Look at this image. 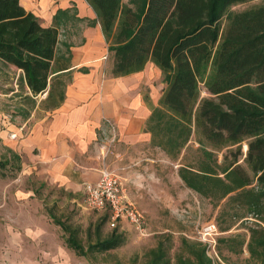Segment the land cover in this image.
I'll list each match as a JSON object with an SVG mask.
<instances>
[{"label":"trees","instance_id":"16d2710c","mask_svg":"<svg viewBox=\"0 0 264 264\" xmlns=\"http://www.w3.org/2000/svg\"><path fill=\"white\" fill-rule=\"evenodd\" d=\"M87 1L114 53L115 77L141 72L149 62L161 70L166 89L147 126L153 145L171 160L179 159L194 136L201 138V146H210L211 157L216 151H231L232 160L221 173L216 161L181 166L179 176L186 187L213 201L226 200L222 213L232 222L222 232L245 214L264 224V5L231 13V8L254 0ZM58 40V29L43 27L20 0H0V61L24 73L35 97L50 86L51 100L60 83L59 78L49 83ZM244 143L248 170L239 164ZM261 223L248 229V241L241 235L221 238L217 250L222 244L233 254L246 250L244 264H264ZM59 225L68 234L67 246L80 257L105 254L125 243L115 230L85 247L77 232ZM173 247L172 237L166 236L148 252L147 264H173ZM174 259L175 264H218L203 243L186 239Z\"/></svg>","mask_w":264,"mask_h":264},{"label":"crops","instance_id":"0c3cea01","mask_svg":"<svg viewBox=\"0 0 264 264\" xmlns=\"http://www.w3.org/2000/svg\"><path fill=\"white\" fill-rule=\"evenodd\" d=\"M20 3L43 27L58 29L49 83L60 80L51 100L50 86L35 97L24 73L8 65L18 72L27 100L35 105L17 123L5 121L0 111V140L21 159V167L50 186L83 194L84 185L98 182L105 168L125 169L126 182L145 168H156L154 151L167 155L153 145L147 126L166 89L161 70L149 62L141 72L115 77L114 53L87 0ZM15 93L18 90L0 92V97ZM109 122L116 142L105 157L112 136Z\"/></svg>","mask_w":264,"mask_h":264},{"label":"rangeland","instance_id":"374dc122","mask_svg":"<svg viewBox=\"0 0 264 264\" xmlns=\"http://www.w3.org/2000/svg\"><path fill=\"white\" fill-rule=\"evenodd\" d=\"M124 5L129 0H122ZM264 0H254L231 8V13H238L258 6ZM228 18L222 21L226 28ZM18 90L11 97H0V111L6 116L5 121L19 122L26 113L34 110L35 105L27 100L24 83L18 78V72L0 62V92ZM202 96H207L205 90ZM41 107H46L41 105ZM201 138L194 136L182 151L178 160H171L161 151H154L159 158L156 168H145L131 181H125L122 173L125 169L110 168L121 178L129 200L143 212L147 223V234L142 236L128 222L121 223L117 229L109 225L107 212L88 210L83 193H72L62 188L42 182L35 173L21 167L19 159L0 140V264H147V254L158 243L172 237L171 250L173 264L184 239L200 242L199 232L209 223L218 227L217 241L221 238L241 235L249 240L250 227L260 224L258 218L235 211L246 216L233 220L231 230L222 232L231 224L227 214H223L226 200L222 202L207 199L186 187L179 176L183 165L197 167L201 162L214 164L221 169L232 160L228 149L216 151L211 157V148ZM247 144L242 145L239 164L248 170L244 162ZM236 151V147L232 149ZM208 152V153H206ZM228 161H225V157ZM63 224L77 235L87 247L99 238L109 237L118 230L125 237L123 246L105 253L93 254L89 258L78 256L67 246L68 234L59 225ZM263 226L264 224L261 223ZM221 252V253H220ZM216 254L208 255L218 264H244L249 258L245 250L242 254L228 252L225 244ZM222 254V255H221Z\"/></svg>","mask_w":264,"mask_h":264},{"label":"built area","instance_id":"2783aa9c","mask_svg":"<svg viewBox=\"0 0 264 264\" xmlns=\"http://www.w3.org/2000/svg\"><path fill=\"white\" fill-rule=\"evenodd\" d=\"M112 136L105 147L104 156L110 152L112 144L116 142V134L113 125L109 122ZM15 137V135H13ZM84 203L88 210L107 212L109 225L117 228L121 223H130L142 236L147 234L146 218L128 198L121 178L114 172L104 169L101 179L96 183L84 185ZM218 227L215 223H209L199 232V241L207 247V251L216 254Z\"/></svg>","mask_w":264,"mask_h":264},{"label":"water","instance_id":"95a60500","mask_svg":"<svg viewBox=\"0 0 264 264\" xmlns=\"http://www.w3.org/2000/svg\"><path fill=\"white\" fill-rule=\"evenodd\" d=\"M247 150H248V148H247Z\"/></svg>","mask_w":264,"mask_h":264}]
</instances>
